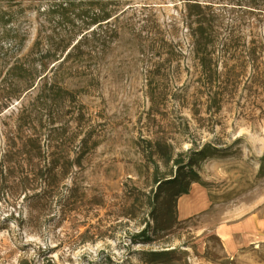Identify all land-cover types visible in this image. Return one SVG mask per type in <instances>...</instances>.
<instances>
[{
	"label": "rangeland",
	"instance_id": "1",
	"mask_svg": "<svg viewBox=\"0 0 264 264\" xmlns=\"http://www.w3.org/2000/svg\"><path fill=\"white\" fill-rule=\"evenodd\" d=\"M55 2L0 0V264H264V0H70L63 23ZM100 27L118 32L106 58L65 60L53 89L10 72L39 35ZM189 159L199 181L164 230L158 186ZM239 225L257 238L233 244Z\"/></svg>",
	"mask_w": 264,
	"mask_h": 264
},
{
	"label": "trees",
	"instance_id": "2",
	"mask_svg": "<svg viewBox=\"0 0 264 264\" xmlns=\"http://www.w3.org/2000/svg\"><path fill=\"white\" fill-rule=\"evenodd\" d=\"M71 5L70 0H59V2H55L54 5L49 6L51 9H55L54 11H47L46 13L51 14H59L61 18V23L66 22L68 7ZM48 8V9H49ZM112 14H104V16L100 19L94 18L93 23L91 25L101 24L102 22L108 24L111 21ZM198 19L194 23L196 26L193 28L191 37L194 38L192 42L191 54L193 55L192 59H203V62L199 60L200 69L206 68L204 59H214L213 55L216 52L214 47V42L211 40V34L208 33L207 28L204 27V23ZM100 27L99 29L91 31L90 34L86 33L78 40L72 39L71 33L72 31H65V34H55V35H46L44 37H39L35 39L33 45L28 50L25 57H20L19 59H26L29 66L25 68L28 64L15 65L10 72H18L21 73L20 77L17 81L23 85L25 90L33 87V84L36 80L40 82L41 80L47 78L51 80L50 88H54L57 83V73L56 71L63 67L64 61L67 59H105L106 55L111 51V41L117 39V29L104 28ZM24 40V39H23ZM21 44V43H19ZM17 43L14 39H12L8 44L7 48L10 49L8 52L15 53L18 51ZM223 46L221 47V49ZM7 56L8 54L5 53ZM52 61L53 66L47 72V65ZM58 64V66H56ZM26 73H28L26 75ZM51 73V77L48 75ZM206 82L213 83L212 79H206ZM48 82L45 81V85ZM59 90L68 92L69 89L65 87H60ZM87 139H82L81 144L86 148ZM199 151L198 153H200ZM196 153V155L198 154ZM198 156V155H197ZM82 156H78L75 160L76 164L79 166L81 162ZM67 159H63L66 161ZM195 161L193 159H189L186 165H181L176 170V174L173 179L160 183L158 186L159 192H164V198L162 201L165 203V211L162 214L157 213L153 214L156 211H153L151 215L153 216V222H158L160 216L164 218V223H167L166 227L162 229L166 230L171 228V224L175 221V216L173 215V211L176 207L177 198L181 195L187 194L188 189L192 183H197L199 181V177L193 170L192 165H194ZM58 161L52 163L50 165V169L47 170L48 174H51L56 168ZM74 166L73 162L66 161V164L63 165L60 169V176L67 174L69 170ZM54 176H58L56 173ZM64 175L61 178H64ZM164 187V188H161ZM157 198V197H156ZM143 236V235H141ZM144 240L152 241V238L145 232ZM174 251H163V252H155L153 255L155 258H160L163 262H169L174 259ZM181 260V257H178ZM157 262V259H154Z\"/></svg>",
	"mask_w": 264,
	"mask_h": 264
},
{
	"label": "crops",
	"instance_id": "3",
	"mask_svg": "<svg viewBox=\"0 0 264 264\" xmlns=\"http://www.w3.org/2000/svg\"><path fill=\"white\" fill-rule=\"evenodd\" d=\"M238 226V225H237ZM244 225H239V227H241L240 228V230L239 231H236V230H234L235 232H230V235H229V237H228V239H230V241L234 244V240H235V238L237 237L239 240H242V243H243V241H246V239L247 238H249L250 236L251 237H254V238H257V236L256 235H252L251 233H250V236L248 235L249 233H246V237L244 236V232H246V231H242L241 229H242V227H243ZM235 233H238L239 235H235ZM257 235H259V234H257ZM232 252H234V254L233 253H231L230 254V256L232 255H234V256H236V250H232Z\"/></svg>",
	"mask_w": 264,
	"mask_h": 264
}]
</instances>
